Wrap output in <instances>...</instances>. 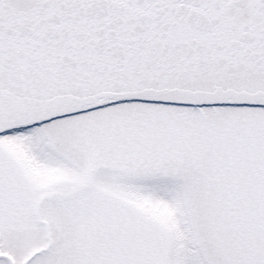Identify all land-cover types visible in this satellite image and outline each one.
<instances>
[{
  "label": "snow or ice",
  "instance_id": "1",
  "mask_svg": "<svg viewBox=\"0 0 264 264\" xmlns=\"http://www.w3.org/2000/svg\"><path fill=\"white\" fill-rule=\"evenodd\" d=\"M0 264H264V0H0Z\"/></svg>",
  "mask_w": 264,
  "mask_h": 264
}]
</instances>
